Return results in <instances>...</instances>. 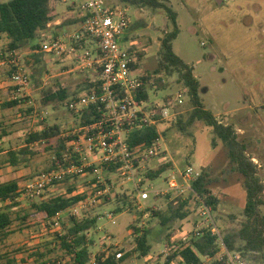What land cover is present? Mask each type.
Masks as SVG:
<instances>
[{"label":"rangeland","instance_id":"rangeland-1","mask_svg":"<svg viewBox=\"0 0 264 264\" xmlns=\"http://www.w3.org/2000/svg\"><path fill=\"white\" fill-rule=\"evenodd\" d=\"M161 1L177 12L180 34L173 43V49L181 59L193 66L194 75L200 82V97L205 108L221 123L233 126L239 141L247 148L248 157L258 166V175L264 184V0ZM128 7L131 36L137 47L143 50L142 69L150 76L151 101H162L169 95L181 92L185 101L177 110L180 119L185 121L192 110L186 88L178 81L177 74L155 73L161 40L171 30L169 18L161 9ZM57 10L59 15L56 22L60 24L75 17L68 15L63 4H58ZM71 24L58 35L54 33L58 25L39 32V41L44 39V34H71L78 29ZM133 26H136L135 29ZM7 43L8 39L0 35V55L6 50ZM30 52L28 49L21 51V67L31 83L27 92L19 97L28 99V102L18 107L3 108L17 88L11 81L12 65L7 59L0 60V128L10 131V135L0 145V183L17 180L21 192H24L29 181L50 166L52 154L43 149L41 142H36L31 145L32 152L36 153L21 155L20 163L12 166L5 163L7 152L24 148V140L31 132L41 131L54 124L60 125L62 132L73 122L65 105L43 106L40 88L63 83L69 88V94L78 93L85 86L86 78L85 73L71 71L70 59L44 55L37 67L41 84L39 88L33 89L30 77L33 71L24 63ZM9 88L12 92L7 91ZM29 109H33V112L28 113ZM176 122L174 118L160 125V153L144 165L146 176L163 167H166L165 172L154 181H145L143 185L153 190L166 188L171 174H179L188 166H193L209 181V194L217 199L216 210L201 197L197 199L187 194L183 199H189L187 208L190 215L184 220L163 226L160 217L148 210L166 215L169 203L180 198L177 193L164 196L151 194L149 199L140 200L133 184L122 180L115 170L99 168L96 172L90 171L86 177L67 181L45 193L43 200L65 196L71 187L76 193L92 194V185L97 180L111 188L110 195L100 200L92 196L89 200H83L84 206L78 207V213L73 211L78 205L62 213L61 225L53 229H44L34 218L23 219L26 213L32 212L31 205L41 199L22 197L16 200L17 206L12 209V231L6 239L0 240V255L14 257L17 264H72L70 255L58 249L53 251L56 246L55 233H65L71 226L72 217L77 220L97 217L96 226L87 237L91 244L90 264H94L102 253L122 256L120 264H163L177 245L188 240L194 232L203 228L212 230L216 226L223 236L227 228L239 227L245 219L246 194L242 176L230 170L227 150L216 138L212 128L204 122L196 121L184 131ZM203 203L210 211V216L202 208ZM261 211L264 214V204ZM109 214H112L111 219ZM144 229L149 231L150 246V252L145 257L140 255L137 248L140 233L135 232ZM34 254L42 256L36 259L38 256ZM224 257L220 250L216 258L204 259L203 264H217V259ZM244 259V264H264V258L246 255ZM174 261L179 264L181 258L177 257Z\"/></svg>","mask_w":264,"mask_h":264},{"label":"trees","instance_id":"trees-1","mask_svg":"<svg viewBox=\"0 0 264 264\" xmlns=\"http://www.w3.org/2000/svg\"><path fill=\"white\" fill-rule=\"evenodd\" d=\"M118 1L125 6L146 7L153 10L161 9L168 16L171 30L161 40L158 66L155 73L164 72L170 76L177 74L178 81L187 90V97L192 105V110L185 121L181 120L180 116L175 118L180 129L184 131L196 121H202L205 125L212 128L216 138L222 142L227 150L228 161L231 167L230 170L239 173L243 178L246 194L244 206L245 219L239 227L224 230L223 241L228 252L241 260L246 255L254 258H264V214L261 211V207L264 204V184L258 175V166L248 157L246 153L247 148L245 144L239 141L233 126L221 123L210 110L205 108L200 97V82L194 75L193 66L186 63L174 52L173 43L180 34L177 12L161 0ZM57 5V0H8L0 2V35H4L8 39L6 50L1 53L0 60L7 59L12 65L10 60H12L15 54L21 53L24 49L30 50L31 52L25 57L24 63L28 69L33 71L30 76L33 81V89L39 88L41 84L39 83L40 77H37L40 73L37 67L43 61L44 55L55 58L52 54L37 52V50L40 45L38 33L46 30L48 24L58 18L59 12ZM70 19V21L66 20V22L55 26L54 33L56 35L60 34L69 23H72L71 25L77 28L80 23L79 20L74 16ZM73 23L76 25L74 26ZM133 27L135 29L136 26ZM15 69L12 65V70L14 71ZM143 79L145 82L144 87L139 96H137L140 100L148 98L151 87V83L149 82L150 76L144 73ZM84 83L88 87L86 78ZM7 91L12 92V89L9 88ZM78 93L69 94V88L63 83L51 84L44 89L40 88V97L45 107H55L58 104L65 105L67 100ZM27 102L28 99L23 98L11 99L4 103L3 108L18 107ZM89 110L85 111L82 116L77 117V121L80 124L89 123L98 117L94 112V114H90L91 109ZM30 112H33V109H29L28 113ZM60 132V125L54 124L41 131L29 133L24 140V148L19 151L7 152L5 163L17 166L20 163V156L35 154L36 152H32L33 148L31 145L36 142H41L44 147L43 149L46 152L50 151L52 154L51 164L45 171L52 169L54 166V158L59 156L63 148L62 139L59 137ZM8 135H10V131L7 128H0V145ZM156 138L157 133L155 128H147L144 131H136L131 134L128 143L131 147H149ZM216 138L213 140L214 146L216 145ZM110 170H115V168H110ZM165 170L166 167H163L155 172L148 173V180H156ZM208 184L209 181L204 176H201L193 184V189L206 204L212 207L213 210H216L217 199L210 196ZM68 194L70 195L69 197L60 195L40 202H34L31 205L32 212L24 215V221L34 218L37 219L39 225H44L46 222H50L56 215L60 213L64 214L73 206L79 205L89 195L87 192L83 194L75 193L72 187L69 189ZM20 195L21 191L19 190V182L17 180L0 183V240L6 239L12 231V209L17 206L16 200ZM179 197L175 200L176 205L175 201L169 203L166 215H162L152 209L148 211L152 212L154 216L160 217L161 225L163 226L169 222L184 220L190 215V211L187 208L189 199H183L184 196ZM70 220L71 226L66 229L65 233H55V245L57 248L55 246L53 251L58 249L70 255L72 264H89L91 261V244L87 237L89 231L96 226L98 221L97 217L85 220H77L72 217ZM135 232L136 234L140 233V236L137 238V248L140 255L143 257L148 256L150 252V246L148 245L149 231L144 229L143 231L135 230ZM220 250L221 248L217 242V238L212 234L211 229L203 228L191 234L188 240L180 242L163 264H175L174 260L177 257L181 258L179 264H203L204 259L212 260L216 258ZM34 255L38 256L36 259L39 258V255L42 256L41 254ZM21 261L22 263H26L24 260ZM122 261V256H118V254L113 253L107 255L102 253L97 256L94 264H120ZM243 261L245 262V259ZM0 264H17V261L14 257L3 254L0 255ZM217 264H226V257L218 258Z\"/></svg>","mask_w":264,"mask_h":264},{"label":"built area","instance_id":"built-area-1","mask_svg":"<svg viewBox=\"0 0 264 264\" xmlns=\"http://www.w3.org/2000/svg\"><path fill=\"white\" fill-rule=\"evenodd\" d=\"M57 1L65 6L68 15H75L79 20L78 29L68 35L44 34L37 52L70 59L71 71L85 73L88 87L85 85L65 104L73 122L60 132L63 148L54 158L53 168L29 181L18 199L43 200L49 189L64 184L66 180L86 177L91 170L96 172L99 168H115L122 180L133 184L140 200L149 199L151 194L164 196L172 192L179 196L192 194L200 199L193 184L201 173L193 166H188L179 174H171L166 188L153 190L143 185L145 181H150L144 173V165L160 153L162 134L159 127L179 116L177 109L184 104L185 96L177 92L162 101H151L149 91L147 99L137 97L145 83L143 50L137 47L131 36L129 7L118 0ZM53 25H60V22L52 21L48 28ZM21 59L22 54L17 53L11 60L16 68L11 81L17 89L10 99L22 96L31 83L21 67ZM89 109L90 114L95 113L98 117L80 124L77 117ZM147 128L156 130L157 138L153 144L149 147H131L128 143L130 135ZM92 189V194L86 200L91 196L100 200L111 193V188L99 180L94 182ZM83 193L86 192L78 194ZM65 196L70 195L66 192ZM80 204L74 208L75 213H78V207L83 208L84 205ZM202 208L210 216L205 203ZM108 216L112 218V214ZM61 218L62 213L56 215L43 225L44 229L58 227ZM211 232L226 257V264H244L240 258L228 252L216 226Z\"/></svg>","mask_w":264,"mask_h":264}]
</instances>
